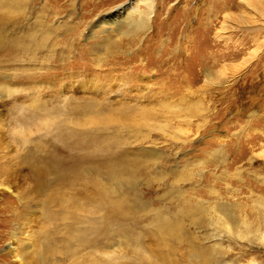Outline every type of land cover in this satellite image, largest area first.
I'll list each match as a JSON object with an SVG mask.
<instances>
[{
  "label": "rangeland",
  "instance_id": "obj_1",
  "mask_svg": "<svg viewBox=\"0 0 264 264\" xmlns=\"http://www.w3.org/2000/svg\"><path fill=\"white\" fill-rule=\"evenodd\" d=\"M29 1L0 35V264H264L215 225L264 222V15Z\"/></svg>",
  "mask_w": 264,
  "mask_h": 264
},
{
  "label": "bare ground",
  "instance_id": "obj_2",
  "mask_svg": "<svg viewBox=\"0 0 264 264\" xmlns=\"http://www.w3.org/2000/svg\"><path fill=\"white\" fill-rule=\"evenodd\" d=\"M241 1H243L244 5L250 6L253 9V11L258 13L260 16L264 15V0H241ZM29 4H30L29 0H0V35L3 32L4 26H9L10 24H13V23L19 21V19L22 17V15L24 14V12H25V10ZM140 5L141 6L143 5L144 7H146V9H150V13H147L143 16L138 11V8ZM153 6H154V0H132V3L131 4L128 3L126 5L124 11H122V13H121V15H122L121 21H123L122 25H130V23H131L132 28L137 29L139 32H144V31L148 30L149 29V22L152 18V14L154 13V12H152ZM227 13L229 14V12H226V14ZM56 15H57V13H56ZM229 18H231V19H229ZM228 19L233 21L236 24L239 23V19L236 17L229 16ZM41 26H44V25H41ZM53 32L55 33V31H53ZM45 38H47V37H45ZM1 44H2V41L0 40V45ZM21 49H22V46H21ZM24 51H25V49H24ZM207 78L208 79H216V77H213L212 75H209V74H207ZM261 210H262V213H264V205L263 204H262ZM230 214L231 213L228 214V212L225 211L222 213L221 216L218 217V220L215 221V225L217 227L216 230H218V229L220 230V228H221L222 229L221 233L224 236L231 238L235 242L237 240L239 242L245 243L247 246H251V245L264 246V222L261 221L262 219L259 218V219L255 220L256 222L253 223V226H251V224L248 223V227L250 228L249 229L248 227L245 228L247 223L244 220L234 219V217L232 218L230 216ZM233 215H235V214H232V216ZM101 237H102V235H101ZM100 244H101V242H100ZM109 244H110V242H109ZM215 246H216V249H214L215 253L212 252V255L201 254V256H199V261L202 264H237L235 262L222 261L221 258L223 256H221L219 254L220 250H221L220 244H216ZM14 255H15L14 257L17 258V255L16 254H14ZM253 262H254V264H260L255 260H253Z\"/></svg>",
  "mask_w": 264,
  "mask_h": 264
}]
</instances>
